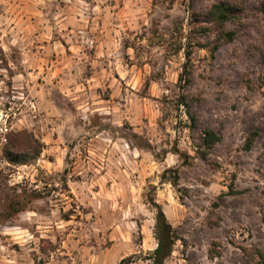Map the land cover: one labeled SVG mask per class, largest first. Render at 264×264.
Returning a JSON list of instances; mask_svg holds the SVG:
<instances>
[{"label":"rangeland","instance_id":"obj_1","mask_svg":"<svg viewBox=\"0 0 264 264\" xmlns=\"http://www.w3.org/2000/svg\"><path fill=\"white\" fill-rule=\"evenodd\" d=\"M153 202L166 264H264V0H0V264H152Z\"/></svg>","mask_w":264,"mask_h":264},{"label":"trees","instance_id":"obj_2","mask_svg":"<svg viewBox=\"0 0 264 264\" xmlns=\"http://www.w3.org/2000/svg\"><path fill=\"white\" fill-rule=\"evenodd\" d=\"M238 10V6L236 2H227L222 1L215 3L212 9L209 12V15L212 16V20L222 27V33L224 32L223 25L224 23L231 19L238 17L236 15V11ZM224 37L232 40L234 38V34L232 32H226ZM190 53H188V57ZM189 81V79H188ZM258 131H253L252 134L247 139V148H251L254 141L255 136H257ZM11 142L5 148V155L9 161L12 163L23 164L27 163L31 159L36 158L42 150V146L34 140L32 135L27 132H18L13 133L11 135ZM221 139L220 135L213 129H206L203 136V143L206 148H211L216 142ZM20 148V150H19ZM23 149V150H21ZM181 155L182 152H179ZM174 182L178 179V174L176 173L173 177ZM28 195H25L27 197ZM29 197V196H28ZM27 197V199H28ZM37 197V196H35ZM157 208V216H156V225H155V236L157 239V246L150 254V258L152 259V264H166V260L171 256L174 244L176 242L175 230L172 224L169 222L164 210L157 204L153 202ZM21 201L14 200L10 204L11 213H18L22 209L20 208ZM127 259H123L119 264H127Z\"/></svg>","mask_w":264,"mask_h":264}]
</instances>
